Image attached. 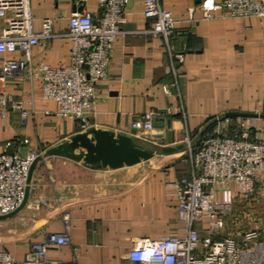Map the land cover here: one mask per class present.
<instances>
[{"label": "crops", "instance_id": "0c3cea01", "mask_svg": "<svg viewBox=\"0 0 264 264\" xmlns=\"http://www.w3.org/2000/svg\"><path fill=\"white\" fill-rule=\"evenodd\" d=\"M201 1L161 0L175 20L173 48L184 56L175 80L165 40L148 33L153 21L144 16L142 0H129L121 27L125 34L114 43L106 78L96 84L97 99L85 129L78 121L56 116V102L43 97V81L30 80L28 70L0 83V90L22 101L28 112L26 121L19 111H12L8 119L0 117V153L12 142L10 151L41 157L26 204L0 220V252L23 260L31 245L43 242L49 233L69 234L71 244L49 248L50 259L120 264L137 240L184 234L186 225L178 220L169 183L191 176L187 138L197 146L216 136L219 119L227 117L231 123L250 119L264 139V17L217 13L208 20ZM98 6V0H87L84 7L77 0H30L34 29L40 31L42 20L51 18L55 36L33 49L32 64L67 66L69 17L83 8L97 14ZM6 59L22 60L23 55L0 54V71ZM150 112L164 125L149 139L134 132L133 123ZM229 113L252 116H226ZM92 129L130 137L153 156L113 169L48 154ZM160 133L164 136H156ZM260 190L264 191V178L256 194ZM253 198L245 201L247 206Z\"/></svg>", "mask_w": 264, "mask_h": 264}, {"label": "built area", "instance_id": "2783aa9c", "mask_svg": "<svg viewBox=\"0 0 264 264\" xmlns=\"http://www.w3.org/2000/svg\"><path fill=\"white\" fill-rule=\"evenodd\" d=\"M84 7L87 0H77ZM143 14L153 21L148 33L162 37L169 51V72L177 80L183 55L174 50L175 32L172 13L161 0H142ZM98 13L75 11L69 17L71 41L69 64L53 67L32 64L33 49L42 40L55 37L53 19L44 18L42 29H34L30 0H0V54L20 52L22 60L6 59L0 71V83L7 77L28 70L30 80L43 81V97L57 104L60 119L78 121L82 129L89 125L97 99L96 84L108 73L110 54L115 41L125 34L129 0H98ZM205 19L217 13L226 17H264V0H202ZM165 91L169 94V89ZM24 103L0 90V117L8 119L19 111L23 121L28 112ZM155 113H146L133 123V129L150 138ZM187 156L192 164L190 177L169 183L184 234L158 239L144 238L131 246L120 264H264V237L260 230L227 234L226 222L237 199L249 201L264 178V139L250 119L229 118L218 121L216 136L205 138L197 146L186 140ZM0 153V216L17 211L23 203L28 175L38 155L23 156L10 151L12 142ZM232 185L236 188L233 189ZM71 244L69 234L49 233L43 242L31 245L23 260L0 252V264H76V261L53 260L48 249Z\"/></svg>", "mask_w": 264, "mask_h": 264}, {"label": "water", "instance_id": "95a60500", "mask_svg": "<svg viewBox=\"0 0 264 264\" xmlns=\"http://www.w3.org/2000/svg\"><path fill=\"white\" fill-rule=\"evenodd\" d=\"M226 116H252L243 113H229ZM167 140L171 142L174 140L173 133L170 131L171 119L167 120ZM164 123L162 121H155L154 128L161 129ZM134 132H138L134 130ZM91 135V137H89ZM163 137L164 134L160 133L156 135ZM150 139V138H149ZM79 152H76V151ZM166 151V149H164ZM48 154L64 155L71 159L77 161H83L84 165L91 168H119L122 166H131L139 163L142 160H148L153 156V151L144 148L134 142L130 137L124 135L115 136L113 133L108 131L92 129L88 132L78 134L74 136L71 141L59 145L58 147L48 151ZM41 159L38 157L31 165L27 187L25 190V197L20 208L8 215L0 216V220L7 219L16 214L20 209L26 204L29 192H30V182L32 173L35 165Z\"/></svg>", "mask_w": 264, "mask_h": 264}, {"label": "rangeland", "instance_id": "374dc122", "mask_svg": "<svg viewBox=\"0 0 264 264\" xmlns=\"http://www.w3.org/2000/svg\"><path fill=\"white\" fill-rule=\"evenodd\" d=\"M144 161V160H142ZM249 203V202H248ZM247 202L237 199L227 217L226 233L241 234L249 229L260 230L263 234L264 229V191L255 193V198Z\"/></svg>", "mask_w": 264, "mask_h": 264}]
</instances>
